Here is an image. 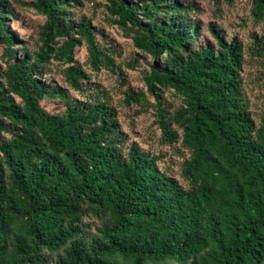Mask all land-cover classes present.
I'll list each match as a JSON object with an SVG mask.
<instances>
[{
  "label": "trees",
  "instance_id": "trees-1",
  "mask_svg": "<svg viewBox=\"0 0 264 264\" xmlns=\"http://www.w3.org/2000/svg\"><path fill=\"white\" fill-rule=\"evenodd\" d=\"M106 1L113 23L154 59L147 90L129 88L125 101L160 100L161 88L183 98L174 112L160 100L157 122L163 142L190 151L188 185L159 154L127 145L103 95L80 100L43 79L53 58L82 90L83 44L94 70L118 67L91 20L71 12L79 0H33L46 16L41 44L21 54L9 23L18 14L0 0V264H264V117L258 125L249 109L242 41L215 23V44L202 41L196 6L182 0ZM252 13L264 19V0ZM46 98L63 110L46 109ZM87 216L99 219L94 228Z\"/></svg>",
  "mask_w": 264,
  "mask_h": 264
},
{
  "label": "rangeland",
  "instance_id": "rangeland-1",
  "mask_svg": "<svg viewBox=\"0 0 264 264\" xmlns=\"http://www.w3.org/2000/svg\"><path fill=\"white\" fill-rule=\"evenodd\" d=\"M33 0H10L17 17H10V30L17 34L16 50L18 54L27 48L34 53L41 44L40 31L46 16L38 11L31 2ZM196 6L191 16L201 22V40L215 44L210 24L215 23L226 34V39L238 37L244 45V61L241 75L249 109L259 125L264 117V19L258 20L252 13L253 0H182ZM106 0H79L71 7L76 19L86 17L97 29L99 41L114 49L118 67L115 70L103 67L94 70L89 63L86 44L75 48V59L90 74L88 81H83V89L77 90L69 83L63 72L69 63L51 59L47 65L48 72L43 79L63 88L80 100H86L100 93L118 109V117L123 130L127 133V145L137 143L140 147L160 155L159 164L183 185L188 182L182 176V165L190 156V151L181 142H163L162 130L157 122V106L162 101L171 112L183 103L181 95L171 89L161 88L160 100L154 93L147 92L141 103H127L129 88L136 92L146 91L145 73L150 70V62L154 61L150 54L138 49L131 37L113 23V16L106 8ZM4 45H0V64L5 66ZM163 62V60H160ZM121 68L122 71L118 68ZM46 109L52 112L63 110L64 102L59 99L42 100ZM177 128L176 125H174ZM181 132V129H179ZM94 228L99 219L95 216L85 217Z\"/></svg>",
  "mask_w": 264,
  "mask_h": 264
}]
</instances>
